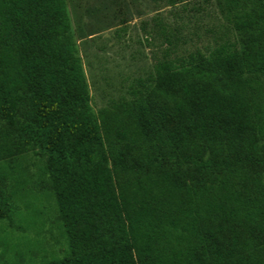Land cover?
Wrapping results in <instances>:
<instances>
[{
    "label": "trees",
    "instance_id": "trees-1",
    "mask_svg": "<svg viewBox=\"0 0 264 264\" xmlns=\"http://www.w3.org/2000/svg\"><path fill=\"white\" fill-rule=\"evenodd\" d=\"M94 112L66 0H0V219L43 160L67 252L38 264H264V0Z\"/></svg>",
    "mask_w": 264,
    "mask_h": 264
},
{
    "label": "rangeland",
    "instance_id": "rangeland-1",
    "mask_svg": "<svg viewBox=\"0 0 264 264\" xmlns=\"http://www.w3.org/2000/svg\"><path fill=\"white\" fill-rule=\"evenodd\" d=\"M216 0H66L76 51L94 112L126 97L135 78L174 57L165 36L175 33L181 54L214 47L223 23ZM13 191L8 218L0 219V264H38L67 252L43 160L28 153Z\"/></svg>",
    "mask_w": 264,
    "mask_h": 264
}]
</instances>
